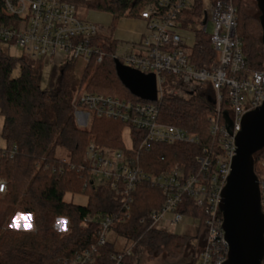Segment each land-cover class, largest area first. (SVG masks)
<instances>
[{"label":"built area","instance_id":"obj_1","mask_svg":"<svg viewBox=\"0 0 264 264\" xmlns=\"http://www.w3.org/2000/svg\"><path fill=\"white\" fill-rule=\"evenodd\" d=\"M6 12L16 16L12 25L0 26V40L21 46L25 57L34 62L51 64L69 63L82 57L87 63L103 61L108 52L96 41L102 35L101 27L82 17L79 7L69 0H4ZM202 17L196 24L183 25L185 13L192 11L196 0H153L145 4L140 18L146 23L147 32L138 43L118 44L111 54L121 64L143 74H154L156 78V100L134 101L105 95L79 88L72 104L76 121L86 123L89 115L110 118L127 123L142 131L138 151L131 153V140L126 148H108L92 140L88 143L84 164L79 170H87L86 181L93 186H109L123 196L120 209L97 216L88 215L79 223L87 228L95 223L96 242L73 255L58 259L62 264H97L99 247L107 244L115 225H128L131 218L132 193L140 184L159 189L164 197L162 205L152 209L141 222L149 228L175 233V228L187 219L191 224L195 217L178 211L183 198L188 196L204 215L205 238L203 249L197 255L196 264H223L228 258V243L223 229L220 211L222 190L231 173L232 159L236 154V135L241 130L242 118L248 112L264 104V69H251L243 51L237 26V10L233 0H200ZM195 30L207 34L208 23L213 31L208 40L212 54L203 64L194 60L195 43L189 47L182 31ZM122 48V51H118ZM203 54L204 45L196 47ZM168 76L173 77L168 84ZM208 87L204 88V84ZM170 85L172 95L188 97L199 91H210L213 111L208 115V132L213 144L204 146L203 155H198L197 173L185 175L177 163L167 170L153 173L140 164L141 154L150 151L154 144L200 143L198 134L186 128L169 124L160 119V102L165 85ZM232 123L228 129L224 112ZM17 150L0 147V160L13 157ZM77 168L67 156L60 157ZM259 174L260 204L264 213V158L257 161ZM48 168V165L45 166ZM60 167V171H63ZM55 168L53 169V171ZM0 194L6 192V181L0 178ZM24 226L32 227L31 219L25 218ZM58 233H66L72 222L59 216L52 224ZM197 229V225H196ZM134 241L129 242L123 253L112 255L115 264H124L123 257L132 253ZM264 264V258L262 261Z\"/></svg>","mask_w":264,"mask_h":264},{"label":"trees","instance_id":"obj_2","mask_svg":"<svg viewBox=\"0 0 264 264\" xmlns=\"http://www.w3.org/2000/svg\"><path fill=\"white\" fill-rule=\"evenodd\" d=\"M69 1L82 3L90 10L112 13L114 24L122 16L139 17L145 4L153 0ZM236 10L237 31L248 65L251 69H264V46L257 24L259 19L241 13V7ZM201 17V3L196 0L192 11L184 14L183 25L196 24ZM16 19L15 15L6 12L4 0H0V26L12 25ZM200 35L198 33L194 46V60L201 65L212 51L209 42H204ZM96 41L108 55L99 64L94 59L88 63L79 88L88 80L90 91L134 101L143 100L126 88L117 74L116 59L111 54L116 51L118 43L104 35H99ZM2 43L5 42L0 40V114L4 117L1 135L7 142L6 148L15 145L17 150L13 157L5 156L0 160V177L6 180L7 188L0 201L17 205L22 212L32 214L36 230L0 227V264H62L57 260L96 242V224L90 223L83 228L79 225L81 220L88 215L118 211L123 201V196L109 186H84L87 170H79L78 167L84 164L88 143L94 140L108 148H126L123 142L126 126L130 134L131 153L135 154L142 131L104 117H94L89 127L79 125L72 104L77 91L65 80L66 67L61 69L54 86L43 87L41 63L29 61L25 56H11L2 48ZM199 45L205 47L203 54L196 51ZM17 67L19 73L13 76ZM173 79L168 76V83L172 84ZM169 89L170 86L160 102V119L198 134L200 143L154 144L150 151L141 154L140 164L146 171L158 173L178 163L185 175L197 173L199 165L196 157L203 155L204 146L213 144L207 121L213 111L212 93L209 90L199 91L180 97L172 95ZM58 149H62L77 168L67 166L58 157ZM260 158H264V149L255 154L257 174L260 172L257 166ZM46 165L48 168H45ZM60 167L64 168L63 171ZM67 193L85 194L87 203L81 205L68 201L65 199ZM132 196L129 224L115 225L112 229L116 236L135 242L132 253L125 255L123 261L131 259L145 247L149 253L163 250L171 256L187 253L190 254V262L186 264H196L197 255L203 249L205 226L204 215L194 201L185 196L178 208L179 212L197 219L196 234L190 235L149 228L148 222H141L152 209L162 205L164 197L159 189L140 184ZM1 210L3 215L8 213L6 208ZM59 216L72 222L71 229L66 233H58L52 227ZM118 253L123 251H116L114 240L110 238L107 244L99 247L97 264H115L112 255Z\"/></svg>","mask_w":264,"mask_h":264},{"label":"water","instance_id":"obj_3","mask_svg":"<svg viewBox=\"0 0 264 264\" xmlns=\"http://www.w3.org/2000/svg\"><path fill=\"white\" fill-rule=\"evenodd\" d=\"M264 46V0H256ZM117 74L134 95L156 100L154 74H143L124 66L116 59ZM228 129L232 123L224 112ZM237 151L232 159L231 173L222 190L220 211L228 243V258L223 264H262L264 258V213L260 204L255 154L264 149V104L242 118L236 135Z\"/></svg>","mask_w":264,"mask_h":264},{"label":"rangeland","instance_id":"obj_4","mask_svg":"<svg viewBox=\"0 0 264 264\" xmlns=\"http://www.w3.org/2000/svg\"><path fill=\"white\" fill-rule=\"evenodd\" d=\"M85 1H88V0H85ZM75 4L79 7L80 15L85 18V16L90 11V9H88L82 3L75 2ZM234 4L236 8L241 7V13L243 12L248 16H253L256 19L257 18L259 19L260 11L258 9L256 0H234ZM200 22L201 23L194 26V29L185 30L181 32V35L184 37L186 44L189 47H191L192 44L197 42L195 38V35H196L195 30L196 29L198 30V28L202 26V19ZM257 24L260 27L259 31H260V34L262 35V29H261V26L259 25L260 23L257 22ZM212 31H213V24L209 22L207 34H201L200 38L204 42L208 43V40L211 36ZM2 48L13 57H20V56L26 55L22 47L18 45H14V44L9 45V44L2 43ZM118 51H122V48H119ZM34 63H38V62H34ZM40 63L42 65L41 66V72H42V79H41L42 82L41 83L43 87L54 86L59 80V76H60L59 74L61 72V69L66 67L65 75H64L65 80H67L69 84L71 85V87L75 88L76 91L79 90L81 79L84 75L86 67L88 66V63L82 57L71 60L68 64L67 63L66 64L65 63L51 64V63H45L42 61ZM18 73H19V69L17 67L13 71V76H17ZM168 84L165 85L166 89H168L170 86ZM87 86H88V80H86L85 83L80 88H84V87L87 88ZM207 87H208V83H205L204 88H207ZM124 99H127V98H124ZM74 115L76 116L75 112H74ZM90 117L91 115H89V119L86 123H79L78 121L77 123L83 127H89L94 116L92 117V119ZM3 122H4V117L0 114V147L6 148L7 142L1 135ZM123 140H124L123 142L125 146H128L129 145V129L126 126L123 129ZM57 155L58 157H63L66 155V153L62 149H58ZM2 179L5 180L4 178ZM4 194L5 193L0 194V199L4 198ZM65 199L68 201H73L74 203L81 204V205L86 204L88 200L85 194H80V193L79 194L67 193V195L65 196ZM4 208L8 210V213L5 215H3L2 210H1ZM25 218L31 219L32 227H34L35 229L36 225H35L32 214L22 212L18 208L17 205H10V204H6L0 201V227L1 228L4 229V228L9 227V228L19 230V231H30L29 230L31 227L30 225L28 226L22 225V223L27 224L24 220ZM196 225H197L196 222L195 224L194 223L191 224V220L187 219L183 224H180L175 228V233H178V234L188 233L190 235H195ZM111 238L114 240L115 248H116V251L118 252L123 251L129 245V241H127L124 238H120L116 236L114 232L111 233ZM186 254L187 253L183 255H179V256H171L167 254L165 250L160 251L159 253H149L145 247H142V249L136 252L134 257H132L131 259L130 258L124 259L123 263L124 264H186L190 262V254L188 255Z\"/></svg>","mask_w":264,"mask_h":264},{"label":"crops","instance_id":"obj_5","mask_svg":"<svg viewBox=\"0 0 264 264\" xmlns=\"http://www.w3.org/2000/svg\"><path fill=\"white\" fill-rule=\"evenodd\" d=\"M86 19L98 24L102 35L110 37L118 44H133L146 35V23L140 17L122 16L113 24V14L105 11L90 10Z\"/></svg>","mask_w":264,"mask_h":264},{"label":"clouds","instance_id":"obj_6","mask_svg":"<svg viewBox=\"0 0 264 264\" xmlns=\"http://www.w3.org/2000/svg\"><path fill=\"white\" fill-rule=\"evenodd\" d=\"M0 190H2V186H0Z\"/></svg>","mask_w":264,"mask_h":264}]
</instances>
